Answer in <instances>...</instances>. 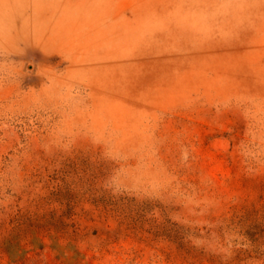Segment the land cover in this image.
<instances>
[{
  "label": "rangeland",
  "instance_id": "1",
  "mask_svg": "<svg viewBox=\"0 0 264 264\" xmlns=\"http://www.w3.org/2000/svg\"><path fill=\"white\" fill-rule=\"evenodd\" d=\"M0 264H264V0H0Z\"/></svg>",
  "mask_w": 264,
  "mask_h": 264
}]
</instances>
